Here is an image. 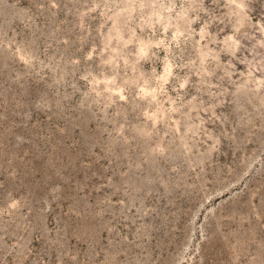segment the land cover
I'll return each instance as SVG.
<instances>
[{
	"label": "rangeland",
	"instance_id": "1",
	"mask_svg": "<svg viewBox=\"0 0 264 264\" xmlns=\"http://www.w3.org/2000/svg\"><path fill=\"white\" fill-rule=\"evenodd\" d=\"M0 264H264V0H0Z\"/></svg>",
	"mask_w": 264,
	"mask_h": 264
}]
</instances>
